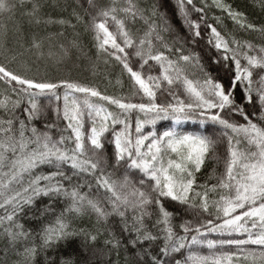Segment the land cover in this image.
<instances>
[{"label": "snow or ice", "instance_id": "1", "mask_svg": "<svg viewBox=\"0 0 264 264\" xmlns=\"http://www.w3.org/2000/svg\"><path fill=\"white\" fill-rule=\"evenodd\" d=\"M234 5L0 0V264H264V19Z\"/></svg>", "mask_w": 264, "mask_h": 264}, {"label": "trees", "instance_id": "2", "mask_svg": "<svg viewBox=\"0 0 264 264\" xmlns=\"http://www.w3.org/2000/svg\"><path fill=\"white\" fill-rule=\"evenodd\" d=\"M235 5H239L243 8H247L248 12L251 14L252 18L255 20V21H259L261 19H264V13H261L259 11V7L258 6H253V0H235ZM234 5V6H235ZM224 25L226 26H229L231 27V21L229 20H224L223 21ZM72 74L74 76H79V77H82V78H85V79H88L90 78V73L89 71L83 66V62H80V66L79 67H74L72 69ZM127 86V81H125V87ZM0 87H2V85H0ZM111 91V89H110ZM158 123V128H163L165 126H167L166 123H163V122H157ZM185 129L186 131H195L197 130L196 127L194 126L195 125V122H192V121H188V122H185ZM200 251L204 254L207 253V249L206 247H203L200 249Z\"/></svg>", "mask_w": 264, "mask_h": 264}]
</instances>
